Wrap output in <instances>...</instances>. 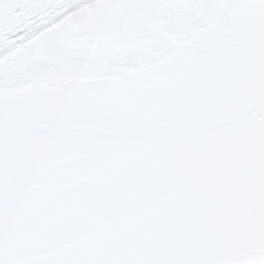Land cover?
I'll list each match as a JSON object with an SVG mask.
<instances>
[{"label":"snow or ice","instance_id":"obj_1","mask_svg":"<svg viewBox=\"0 0 264 264\" xmlns=\"http://www.w3.org/2000/svg\"><path fill=\"white\" fill-rule=\"evenodd\" d=\"M0 264H264V0H0Z\"/></svg>","mask_w":264,"mask_h":264}]
</instances>
